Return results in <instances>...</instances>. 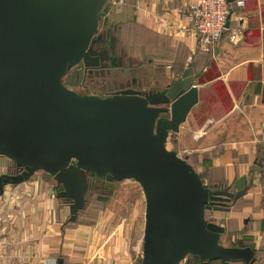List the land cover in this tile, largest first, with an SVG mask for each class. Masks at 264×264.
Wrapping results in <instances>:
<instances>
[{
    "label": "water",
    "instance_id": "water-1",
    "mask_svg": "<svg viewBox=\"0 0 264 264\" xmlns=\"http://www.w3.org/2000/svg\"><path fill=\"white\" fill-rule=\"evenodd\" d=\"M106 2L0 0V155L20 169L0 175V194L41 170L75 221L89 195L88 173L133 179L145 199L141 264H180L188 255L258 264L251 247L222 245L225 227L206 219V211H229L247 187L211 188L167 148L198 101L192 67L162 88L139 77L108 81L114 91L106 96L63 83L80 63L100 76L123 65L109 46L94 47Z\"/></svg>",
    "mask_w": 264,
    "mask_h": 264
},
{
    "label": "crops",
    "instance_id": "crops-1",
    "mask_svg": "<svg viewBox=\"0 0 264 264\" xmlns=\"http://www.w3.org/2000/svg\"><path fill=\"white\" fill-rule=\"evenodd\" d=\"M194 1L107 0L100 22L115 38L111 53L140 68L149 87L162 88L192 67L198 101L167 144L172 141L208 186L247 187L229 211H210V217L225 227L222 245L249 246L264 264V0L233 6L227 29L207 53L196 49L188 30L186 9ZM233 30L240 34L230 40ZM11 166L0 155V175ZM54 186L41 170L4 186L0 264H133L141 258V238L126 242L117 232L101 239V228L79 222L82 210L69 221L68 204Z\"/></svg>",
    "mask_w": 264,
    "mask_h": 264
},
{
    "label": "rangeland",
    "instance_id": "rangeland-1",
    "mask_svg": "<svg viewBox=\"0 0 264 264\" xmlns=\"http://www.w3.org/2000/svg\"><path fill=\"white\" fill-rule=\"evenodd\" d=\"M104 29L105 24L99 22L98 33H103ZM81 67V63L76 65L63 78V83L76 91H82L81 84L78 83L82 72ZM133 68V72L139 76L141 69L137 68L135 70V66ZM167 146L168 149H172L171 140H169ZM144 202L141 186L133 179H124L117 182H108L104 179L92 180L90 181L87 203L84 210H82L83 212H80L79 222H82V224L88 222L101 228L104 231L101 239L115 237L117 235L115 233L118 232V235L125 238L126 242L132 243L141 238L142 246ZM206 219L212 221L210 211H206ZM180 264H184V261Z\"/></svg>",
    "mask_w": 264,
    "mask_h": 264
},
{
    "label": "built area",
    "instance_id": "built-area-1",
    "mask_svg": "<svg viewBox=\"0 0 264 264\" xmlns=\"http://www.w3.org/2000/svg\"><path fill=\"white\" fill-rule=\"evenodd\" d=\"M125 2L126 0H112L114 4ZM244 3L245 0H196L190 3L186 9V17L188 30L196 37V49L204 53L211 51L227 29L225 24L233 6L241 7ZM239 34L240 31L233 30L229 39L233 40ZM261 164L264 167V159ZM133 264H141V258Z\"/></svg>",
    "mask_w": 264,
    "mask_h": 264
},
{
    "label": "flooded vegetation",
    "instance_id": "flooded-vegetation-1",
    "mask_svg": "<svg viewBox=\"0 0 264 264\" xmlns=\"http://www.w3.org/2000/svg\"><path fill=\"white\" fill-rule=\"evenodd\" d=\"M99 39L95 42L94 47L97 50H103L105 49V46H109L106 36L104 34H99ZM119 58H117L118 60ZM114 59V61H117ZM119 61H122V66L119 68H116L114 72L110 71L111 73H104L102 76H100V71L98 75H95L94 71L89 72L88 69H84L81 67V75H82V83H81V89L82 93H88V94H97L100 96H106L110 94L114 89H108V81H110L111 84H120L125 83L127 80L130 81L132 78H141V75H136L134 71V65H131L130 63L124 62L122 59H119ZM137 68H135L136 70ZM98 71V70H97ZM142 79V78H141ZM143 78L142 80H144Z\"/></svg>",
    "mask_w": 264,
    "mask_h": 264
},
{
    "label": "trees",
    "instance_id": "trees-1",
    "mask_svg": "<svg viewBox=\"0 0 264 264\" xmlns=\"http://www.w3.org/2000/svg\"><path fill=\"white\" fill-rule=\"evenodd\" d=\"M99 34H104V36H106V38L108 37L109 38V44H112V43H115V38H113L112 36L108 35L105 31L103 33H98ZM204 53V52H203ZM121 59V58H120ZM262 162V161H261ZM11 169L9 170L8 173L10 174H14V173H17L20 171V169L18 167H16L15 165H13L11 163ZM200 174V173H199ZM88 180L89 182L92 181V180H103L104 178H95L94 175L92 173H88ZM201 178L203 179L202 175L200 174ZM105 180V179H104ZM106 181V180H105ZM204 181V180H203ZM114 182H117V181H114ZM221 186H224V185H216V187H221ZM211 187V186H209ZM214 187V186H212ZM211 187V188H212ZM86 203H87V200H86ZM86 205V204H85ZM186 264H219V262L217 261H210V260H200L198 257H195L193 255H188L187 258H186ZM230 264H240V263H230Z\"/></svg>",
    "mask_w": 264,
    "mask_h": 264
}]
</instances>
